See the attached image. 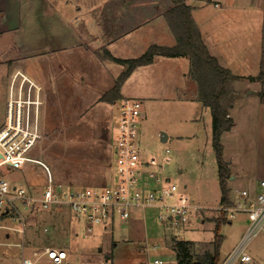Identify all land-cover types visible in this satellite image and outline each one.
Returning <instances> with one entry per match:
<instances>
[{
	"label": "rangeland",
	"instance_id": "1",
	"mask_svg": "<svg viewBox=\"0 0 264 264\" xmlns=\"http://www.w3.org/2000/svg\"><path fill=\"white\" fill-rule=\"evenodd\" d=\"M198 1L201 3V0H192L190 4L194 10L192 15L197 18L201 14L196 8ZM203 13L209 15L214 12L207 7ZM233 23L235 28L238 27L245 34L247 31L254 34V28L257 27L255 23L246 24L242 21L237 25ZM26 37H29L26 42L30 41L33 47L45 45L51 48H66L70 46L68 43L74 42V39L65 38L57 39L56 43L54 38L42 36L37 38L31 35ZM174 41L176 43V40ZM104 50L95 52L96 58L93 57L95 56L93 53L86 56L77 49H65L49 55V58L27 55L29 58L25 60L27 63L24 66L25 71L35 74L44 81L51 73L55 77L54 85L59 89L60 94L56 96L48 89L42 94L45 130L43 137L38 133L39 142L29 153V156L39 163L29 166L25 171H13L11 174L9 172L10 179L18 184L27 183L34 187H42L46 181L43 164L51 170L54 180L59 184L93 187L110 183L116 165H114L115 155L111 154L112 142L109 132L113 131L111 137L114 138V128L119 119L118 102L108 105L95 100L91 95V92L105 95L118 76L113 70L112 73L101 74L100 80L92 77L94 68L96 69L94 65H98L96 59L101 57ZM4 53L5 47L0 41V57ZM136 57L138 56L127 59ZM233 59L231 67L236 73L256 74L251 68L253 64L249 63L243 67L238 62L237 55H234ZM177 60L186 61L187 65L164 66L166 62H177ZM156 61L150 68L136 72L133 79L124 85L122 94L125 98L138 99L142 102L143 120L140 128L143 150L148 156L170 159V162L164 165L165 178L170 179L172 185H176L192 204L199 208V211L191 214L190 220L185 225L177 228L170 225V229L166 230L167 226L159 222L158 211L148 209L138 213L137 216H140L142 221L135 219L129 224L118 221L113 229L104 231L98 228L93 234L87 232L84 222L72 219L66 213H41L39 216L30 217L25 236L14 230L19 229V226L4 220L0 223L2 245L0 264H20L24 252L16 245L22 244L23 240H25L24 254L27 257L45 246H65L69 259L78 263H100L108 259L110 264H148L158 258L165 264H176L175 241L192 242L199 248V252L207 248L211 249L215 222L221 217L218 208L222 204L219 168L212 148V117L210 111L196 101L197 86L189 77V60L157 57ZM114 67L115 70L121 68ZM66 68L69 72L63 74ZM84 73L88 75L86 82L85 78L75 79L76 76ZM9 75H11L9 67H0V128L6 123ZM70 76L74 80L72 86L71 83L66 84L70 81ZM100 81L110 82L111 85L107 84L104 88L97 84ZM261 84L259 93H263V97L258 94L257 100L260 104L264 103V83ZM246 85V83L237 84L236 99L246 98L249 92V89H245L249 85ZM15 91L18 89L10 87L9 96ZM241 105L247 106L245 103ZM231 115L234 114L230 111ZM235 115L234 117L241 119L242 135L240 138H235L237 141L246 142V137L255 139L257 135L255 127L258 125L264 129V113L262 115L258 110L242 112L241 117L238 116V112ZM163 133L167 136L166 142L161 141ZM235 139L226 134L225 143L227 142L228 151L225 159L234 157V153L238 155ZM167 150L169 155H166ZM111 163L113 167L110 171ZM228 182L229 180L227 187H229ZM238 186L239 190L244 188L243 184ZM232 190L234 188L229 190V198ZM168 202L173 203V200ZM247 224V218L239 215L230 224L221 226L220 234L223 242L220 264L228 259L230 253L239 244ZM45 226L49 233H44ZM154 247L156 249H153ZM246 252L256 263L264 264V232L248 243Z\"/></svg>",
	"mask_w": 264,
	"mask_h": 264
},
{
	"label": "crops",
	"instance_id": "2",
	"mask_svg": "<svg viewBox=\"0 0 264 264\" xmlns=\"http://www.w3.org/2000/svg\"><path fill=\"white\" fill-rule=\"evenodd\" d=\"M191 2L192 0H187L186 3L192 7ZM171 7L172 2L168 0H0V41L5 47V53L0 57V67L11 69L6 103L18 101L23 104L25 126L37 131L43 137L45 110L42 94L45 89L51 90V93L56 96L60 93L54 85L55 77L51 73L44 81L35 74L25 71L24 66L27 64L25 60L29 58L27 55L49 58V55L65 49H77L86 56H90V53L95 55V52L105 49L116 58L127 59L131 56H142L152 45L173 47L176 45L175 39L170 37L172 35L163 18V14ZM207 7L214 13L204 15L203 11H206ZM196 8L201 14L198 15L199 18L194 16L193 19L210 54L221 63L222 67L241 78L234 84L235 101L231 112L234 115L238 112V116L241 117L242 112L258 110L263 115L264 103L260 104L257 101L261 82L251 81L249 77L258 76L262 59L264 60V0H201V3L198 1ZM240 21L246 24L255 23L257 25L254 28L255 35L250 31L245 34L238 27L235 28L233 22L237 25ZM28 35L37 38L41 36L54 38L56 43V40L61 38L74 39V42L68 43L70 46L66 48H51L45 45L33 47L30 41L26 42V39L29 38L26 37ZM17 38L19 40H16ZM93 50L95 51L93 52ZM234 55H237L238 62L243 67L249 63L253 64L251 68L256 74L236 73L231 67ZM93 57L96 58V55ZM96 62L98 65H94L96 69L94 68L92 77H96L97 80H100V76L104 72L112 73L114 70L115 74L119 76L125 69L123 66L100 58L96 59ZM155 62H157L156 59ZM155 62L136 69L125 84L133 79L136 72L150 68ZM186 63V61L177 60V62H166L164 66L178 64L184 66L187 65ZM114 66L121 68L115 70ZM67 71L69 72L68 68L64 69L63 74ZM86 73L76 76L75 79L85 78L86 82L88 79ZM69 80L66 84L74 85L71 76ZM239 83H246L249 87L245 89L253 92L247 93V99L244 97L246 100L242 97L236 99V87ZM97 84L104 88L107 84L111 85L107 81H100ZM113 85L114 83L111 88ZM10 87L17 88L18 91L12 92L9 96ZM123 87L121 95L125 99L122 94ZM91 95L100 102L102 95L95 92H91ZM241 103H245L247 106H243ZM234 115L231 117L235 120L236 125L232 131L226 134L235 139L240 138L242 134L241 119ZM111 132L109 133L112 142ZM255 133L257 134L255 139L246 137V142L243 140L244 143L242 140L235 139L238 155L234 153V157L224 158L232 173V178L228 182L229 190L234 188L230 193V200L235 199L236 191L244 189L257 191L259 183L264 181V129L261 125L255 127ZM226 134L222 136L224 157L228 151L227 142L225 143ZM22 139V136H18V143ZM238 166L239 168H237ZM238 184H243L244 188L239 190ZM137 215H135L136 221H142L141 217ZM7 238H9L8 235Z\"/></svg>",
	"mask_w": 264,
	"mask_h": 264
},
{
	"label": "built area",
	"instance_id": "3",
	"mask_svg": "<svg viewBox=\"0 0 264 264\" xmlns=\"http://www.w3.org/2000/svg\"><path fill=\"white\" fill-rule=\"evenodd\" d=\"M22 105L18 101H8L6 123L0 129V217L19 226L14 230L23 236L27 233L29 218L41 213H66L84 222L87 232L93 234L98 228L113 229L118 221L129 224L137 213L148 209L158 211L159 222L167 226L166 230L170 225L175 228L185 225L191 214L199 211L170 179L165 178L164 165L170 159L148 156L143 150L142 102L138 99L122 98L118 102L119 119L111 150L116 166L109 184L93 187L59 184L43 164L46 181L42 187L16 183L9 176L13 171H25L39 163L29 153L36 147L40 135L25 126ZM18 136L23 137L19 143ZM166 155H169L168 150ZM112 167L111 163L110 171ZM258 187L257 191H236L235 199L218 208L219 215L230 222L239 215H245L248 220L245 234L223 264H257L246 249L253 238L264 232V181ZM43 231L49 233L47 226ZM16 247L25 253V240ZM24 253L20 264H110L108 259L100 263L71 261L65 246H45L29 257ZM148 264L164 262L154 259Z\"/></svg>",
	"mask_w": 264,
	"mask_h": 264
},
{
	"label": "trees",
	"instance_id": "4",
	"mask_svg": "<svg viewBox=\"0 0 264 264\" xmlns=\"http://www.w3.org/2000/svg\"><path fill=\"white\" fill-rule=\"evenodd\" d=\"M171 2L172 7L163 14V18L176 40V45L173 47L152 45L136 59H119L104 50L101 59L123 66L125 69L117 77L113 87L101 97L100 102L114 104L120 101L122 99L121 89L132 73L140 67L153 64L157 57L187 58L190 62L189 77L197 86L196 101L203 108L208 109L212 117V148L219 168L221 203L227 205L230 203L227 181L231 177V171L228 163L224 161L222 136L235 127L230 111L235 101L234 84L241 78L222 67L221 63L210 54L193 19L194 10L186 3L187 0H171ZM261 64L258 77H249V80L258 79L264 83V62ZM258 94L263 97V93ZM2 221L4 218L0 217V223ZM230 223L224 216L216 220L211 249L207 248L202 252H199V248L192 242L175 241L174 253L177 264H220L223 242L220 229L223 224Z\"/></svg>",
	"mask_w": 264,
	"mask_h": 264
},
{
	"label": "water",
	"instance_id": "5",
	"mask_svg": "<svg viewBox=\"0 0 264 264\" xmlns=\"http://www.w3.org/2000/svg\"><path fill=\"white\" fill-rule=\"evenodd\" d=\"M251 93H253V92L250 91L249 94H251ZM161 141H162V142H166V141H167V136H166L164 133L162 134ZM1 158H2V156L0 155V159H1ZM230 178H232V177H230Z\"/></svg>",
	"mask_w": 264,
	"mask_h": 264
}]
</instances>
